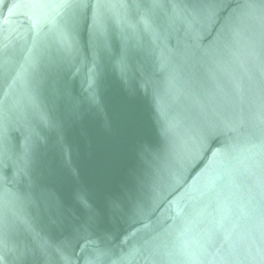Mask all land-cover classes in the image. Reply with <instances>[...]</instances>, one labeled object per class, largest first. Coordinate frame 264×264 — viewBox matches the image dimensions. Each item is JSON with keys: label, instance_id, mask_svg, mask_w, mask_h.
Segmentation results:
<instances>
[{"label": "water", "instance_id": "1", "mask_svg": "<svg viewBox=\"0 0 264 264\" xmlns=\"http://www.w3.org/2000/svg\"><path fill=\"white\" fill-rule=\"evenodd\" d=\"M0 264H264V0H0Z\"/></svg>", "mask_w": 264, "mask_h": 264}]
</instances>
